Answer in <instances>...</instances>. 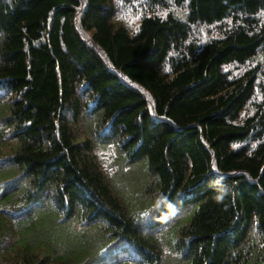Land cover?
I'll return each mask as SVG.
<instances>
[{
	"label": "trees",
	"instance_id": "trees-1",
	"mask_svg": "<svg viewBox=\"0 0 264 264\" xmlns=\"http://www.w3.org/2000/svg\"><path fill=\"white\" fill-rule=\"evenodd\" d=\"M0 264H264V0H0Z\"/></svg>",
	"mask_w": 264,
	"mask_h": 264
},
{
	"label": "rangeland",
	"instance_id": "rangeland-1",
	"mask_svg": "<svg viewBox=\"0 0 264 264\" xmlns=\"http://www.w3.org/2000/svg\"><path fill=\"white\" fill-rule=\"evenodd\" d=\"M126 21L131 23L130 19H127ZM130 23H129V24H130ZM204 35H205V33H204Z\"/></svg>",
	"mask_w": 264,
	"mask_h": 264
}]
</instances>
